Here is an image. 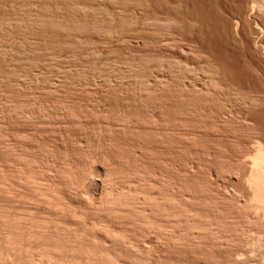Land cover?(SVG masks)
Returning a JSON list of instances; mask_svg holds the SVG:
<instances>
[{"label":"rangeland","instance_id":"374dc122","mask_svg":"<svg viewBox=\"0 0 264 264\" xmlns=\"http://www.w3.org/2000/svg\"><path fill=\"white\" fill-rule=\"evenodd\" d=\"M263 17L264 0H0V206L51 217L35 187L8 191L19 173L71 192L68 168L86 172L87 198L104 171L155 170L202 190L201 202L211 190L252 207L232 214L247 241L228 254L264 264V215L243 180L264 146Z\"/></svg>","mask_w":264,"mask_h":264},{"label":"bare ground","instance_id":"6f19581e","mask_svg":"<svg viewBox=\"0 0 264 264\" xmlns=\"http://www.w3.org/2000/svg\"><path fill=\"white\" fill-rule=\"evenodd\" d=\"M164 13L166 12L164 11ZM38 21L42 22L41 19ZM59 22L56 23L58 25L56 27L71 28L68 23ZM148 22L157 24L159 20L151 19ZM95 23L96 21L91 22L90 27L97 31L100 24L98 23L99 26H97ZM160 24L166 25L168 23L159 22L157 25ZM83 26L85 25L83 24ZM80 27L76 28L79 29ZM256 145L257 147L254 148V153L251 156L248 176L243 180L246 181L244 184L248 186L246 189L250 191V201L256 202L264 215V146L260 143ZM68 169L70 181H73L72 191H68L71 194L65 192L56 181L50 180V183L47 181V184H43L41 177L36 178L35 176L30 179L24 176V173H19L18 176L20 177L16 176L15 178L6 175L12 185L14 184L12 187L11 183H6L8 184L6 185L7 189L10 185L11 193L18 194V191L16 190V193L14 190L16 189V182L35 187L37 195L35 194L34 198L48 204L51 217H43L36 211L20 209L18 206L6 208L5 205H3L5 207L1 205L0 264H176V262L179 264L180 261L178 262L177 259L181 253L184 254L182 260L185 257L189 260L184 259L185 262H188L186 264H195L190 262L193 259L196 264H236L234 262L236 259H231L232 256L230 257V255L235 253L233 251L237 245L243 244L247 240L244 237L245 231L237 228L235 230V224L232 221L233 213H236L235 210L240 206L234 200L235 193L233 198L224 197V195L220 197L217 192L219 198L215 192L212 194V191L209 190L208 193H211L209 195H217L216 198L219 202L217 204L214 196L211 198L207 195V198L212 199V204L207 198L201 202L202 190L198 188L189 190L182 179L178 184H175L169 175L168 180L166 177L163 178L164 174L158 171L155 173V170L151 174L140 173L129 178L111 175L104 171L102 178L94 182V193L86 198L84 195H87L88 192L84 191L82 187L88 182V174L76 169ZM3 177L0 175V178ZM4 187L5 184L2 185V188ZM65 200L83 202L84 206L89 209L88 211L94 214L93 217H89L86 211L79 212L71 209ZM206 201L208 206L205 208L202 205ZM240 207L242 209L246 205ZM251 209L253 208L251 207L247 212L243 209L242 211L248 214V212L251 213ZM243 212H238V215L244 214ZM254 216L258 217L257 215ZM258 218L255 219L258 220ZM252 240L254 241L253 238ZM256 240L257 238H255V242ZM255 242L252 244H258ZM259 244L260 246L263 245L261 242ZM263 247L260 249L264 251ZM217 249H220V252L225 250L224 253L227 252L226 254L229 253L230 255L228 254L229 256L226 257L224 255L225 258H221V260L215 258L212 250L217 251ZM161 252L177 253L179 256L176 257L177 259L170 257L168 259L169 254H167L165 259L162 257H165L166 254L160 255ZM208 253L213 254L211 255L213 259ZM174 259L176 260L175 263ZM239 261L240 263L243 262ZM183 262L181 263L183 264Z\"/></svg>","mask_w":264,"mask_h":264}]
</instances>
